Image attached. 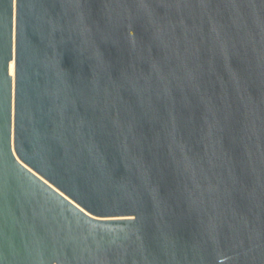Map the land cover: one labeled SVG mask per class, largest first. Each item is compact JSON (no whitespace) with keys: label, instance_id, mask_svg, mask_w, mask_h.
Masks as SVG:
<instances>
[{"label":"water","instance_id":"1","mask_svg":"<svg viewBox=\"0 0 264 264\" xmlns=\"http://www.w3.org/2000/svg\"><path fill=\"white\" fill-rule=\"evenodd\" d=\"M0 264H264V0H0Z\"/></svg>","mask_w":264,"mask_h":264},{"label":"bare ground","instance_id":"2","mask_svg":"<svg viewBox=\"0 0 264 264\" xmlns=\"http://www.w3.org/2000/svg\"><path fill=\"white\" fill-rule=\"evenodd\" d=\"M9 73L11 74V76H14V65H13V60L10 61L9 63Z\"/></svg>","mask_w":264,"mask_h":264}]
</instances>
